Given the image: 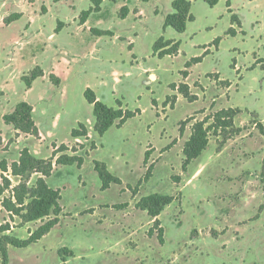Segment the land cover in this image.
<instances>
[{
	"label": "rangeland",
	"instance_id": "374dc122",
	"mask_svg": "<svg viewBox=\"0 0 264 264\" xmlns=\"http://www.w3.org/2000/svg\"><path fill=\"white\" fill-rule=\"evenodd\" d=\"M103 2L102 13L92 17L88 26L125 31L129 22L118 19L115 6L109 0ZM89 6L90 0H0L1 27L5 18L21 15L20 20L0 30V66L6 60L9 64L19 63L15 68L16 73L21 75L32 64H42L49 71H55L60 78L65 77L70 61L76 63L79 59L64 34L58 36L55 33L56 23H69L72 26L69 31L73 30L78 26L80 12ZM143 29L140 42L143 51H146L150 39L154 33H158V19L149 18ZM12 37H16L15 44L9 42ZM235 41L229 38L223 43L224 50L218 62L219 71L226 78L230 77L229 49ZM94 42V38L86 37L82 41V49L97 44L102 51L104 45L109 44L108 39ZM226 45H229L228 50ZM254 48L255 43L252 42L239 46L244 54L238 60L241 65L244 64V72L253 64V61L248 62L251 52L257 51ZM259 49L262 54L263 48ZM121 53L124 54L123 51ZM185 53L188 54V51L185 50ZM254 55L253 59L259 58L257 63L264 67L262 56L256 57V52ZM180 62H175L174 67ZM161 65L169 72L163 76L158 72L159 83L148 85L156 97L147 91L141 92L146 78L137 82L125 79L117 88L128 109L140 108L145 111L140 121L132 120L130 125L133 127L125 129L129 140L126 147L113 143L116 134L114 128L106 133L102 144L95 141L91 122L85 125L91 137L79 141L71 138L62 144L50 139L43 143L32 136L15 132L11 126L0 125V162L10 165L18 160L19 153L26 148L35 157L53 160L54 163L61 156H77L82 159L81 166H84L83 172H80L81 166L55 164L47 183L60 191L58 224L46 236L26 248H15L8 244L7 264H264V135L254 126V122L260 120L255 112L264 118V72L256 68L244 73L241 90L239 93L231 92L230 102L246 111H241L235 117L231 128L217 134L211 131L207 149L183 172L182 150L192 125L221 109L229 108V104H226L228 93L218 92L214 87H224L227 83L217 82L212 85L213 88L207 86L205 89L204 85L209 82L207 77L202 80L204 85L199 80L195 81L191 88L198 97L192 102L178 93L164 96L165 81H177L178 75L172 73L175 72L174 68L170 70L172 65L169 60ZM209 67L210 62H207L198 72L206 71ZM97 69V66L88 64L89 71L97 72ZM18 75L5 83L10 97L2 102L1 108L4 110L1 113L8 109L10 100L12 103L22 101L23 95L30 99L31 95L24 93V84ZM3 79L0 76V83L4 82ZM83 82L86 80L71 83L67 110L71 111L72 119L80 117L91 120V106L77 89ZM47 86L60 94V88L55 90ZM43 88L42 84H38L35 94ZM35 97L31 98L34 103L37 102ZM43 99L40 97L38 103H45L46 99ZM151 100H156L153 112ZM63 106L59 102L55 105V111L60 112ZM38 117H41L40 113ZM156 120L157 123L151 125L153 127L148 133L144 125ZM183 122L186 123L182 125ZM61 126L59 138L66 141L69 124L63 123ZM152 132L153 136L150 135ZM61 145L66 150L55 158L54 154ZM147 150L150 155L147 165H144V152ZM96 152L99 153L98 160L108 163L111 174L121 180L120 185L101 190L93 169ZM122 152L127 161L120 157ZM150 165L153 167L150 178L144 181ZM4 177L10 180V188L0 195V206L3 199L12 198V189L20 183L10 172L0 170V187L3 186ZM37 177V174L29 177V188ZM153 193L176 198L159 217L160 227L164 231L163 245L158 242L156 231L154 235H149L154 229L147 214L135 208L139 199ZM261 206L263 209L259 210ZM53 218L51 215L42 221L25 223L0 207V226L8 227L7 231L0 233L1 240L5 244L8 240L25 241L39 226ZM62 248L73 255L66 253L61 258L58 251Z\"/></svg>",
	"mask_w": 264,
	"mask_h": 264
},
{
	"label": "crops",
	"instance_id": "0c3cea01",
	"mask_svg": "<svg viewBox=\"0 0 264 264\" xmlns=\"http://www.w3.org/2000/svg\"><path fill=\"white\" fill-rule=\"evenodd\" d=\"M172 1L174 0H149L146 3L140 2L139 0H117L116 2L110 1L112 5L115 6V14L119 13L120 8L124 6L127 7L128 9V14L126 18L124 20L121 19L120 20L124 22H129V27L122 32H116L104 28L102 29L97 25L88 26L89 22L92 20V17L100 15L102 13L103 4H104L103 0L100 5V11L98 13H92L87 19V21L84 23V25L79 24L77 17L78 26L76 25V27L73 30L69 31L70 27L72 26L69 23L60 21L63 23V27L60 30V32L56 34L58 36L64 34V37L67 39V42L71 44L72 50L79 59L76 63L70 61V64L68 65L67 74L63 78H60L55 71L53 70L49 71V69L43 66L42 64H34V65L32 64V66L29 67L28 71L24 72L21 75H18L16 73L17 68L15 67L19 66V63L16 65L14 63L9 64L7 60L3 61L1 63L2 65L0 66V76L2 79L4 78L2 80L4 82L0 83V91H1L0 125L9 128L10 125L4 124L2 120L3 116L13 112L16 105L19 104L20 102H26L32 107V119L39 133V137L36 139H38L43 143H47L49 139L55 142L56 144L65 143L72 138L71 131L73 129H76L78 124H83L85 126L86 123L91 122L92 126H94L95 123V119L92 113H91L92 119L88 120L80 117H76L75 119H72L71 111L68 112L67 102L69 101L72 82L77 81L79 79L86 80V82H83L77 88L79 93L83 94L85 89L89 88L94 92L96 99L101 103H103L104 105H106L107 107L116 108L118 107L117 102H120L123 110H130L127 108V105L124 103V98L118 95L117 88L124 83L125 79L131 80L133 82H137L140 80L144 81V78H146V84L145 86L142 87L141 92L147 91V93H150L151 96L156 97L154 91L151 90L148 85L159 83V77L157 75L158 72L160 73V76H163L164 74H167L169 72L167 71L169 69H165L161 65V63L165 60H169L170 64L172 65L170 66V70L174 68L173 70H175V72L172 73H176L178 75V80L172 82L165 81L164 85L166 89L164 96L165 95L169 96L171 95L170 93L173 94L175 93L176 95V93H178L177 86L179 84H185L188 86L190 94L194 96V101H195L196 97H198V94L192 92L193 90L191 88V84L198 80L202 84L203 83L202 80L207 77L206 80H208L209 82H206L205 85L202 84L204 85L205 89H207V86L208 88H213L212 85H216L217 82L227 83V85L224 87H219V86H214V87L218 92L220 91L221 93L224 92L228 93L229 100L226 102V104H229L228 106L229 108H233V109L236 108L241 110L242 112L246 111V110H242L241 106H237L232 102H230L232 98L230 94L233 90L239 93V91L241 90V82L244 78V73L251 72L256 68H259L264 72V67H260L261 63H257V59L259 58L253 59V57L255 56L254 55L255 52H256V57L262 56V58L264 59V0H229V4H230L229 7H227L226 4L227 0H218V3L212 8L209 7L203 0H192L190 13L192 14L194 20L187 24L184 33H177L171 27H167L163 29V23L165 17L173 12L171 7ZM146 7H148V9H146ZM232 16H234L239 21L240 23L239 26L232 23L231 21ZM149 18L158 19L159 29H158V33H154V35L150 39L148 49L146 51H143V47L140 40H141L142 32L144 31L143 28L145 26V22ZM13 23L14 22L8 25L3 24L2 27L0 26V30L6 29L7 27L11 26ZM91 29H96L103 32L109 31L113 34V36H104V35L97 36L91 33ZM229 29H233L235 31V34L233 36L227 34V31ZM25 35L26 34H24L22 38L25 37ZM86 37H90L91 39L94 38L95 39L94 44L105 41V39H108L109 44L104 45L103 48L104 50L102 51H100L101 47L97 44L82 49L81 46L82 41ZM160 37H162L164 41L171 42V44L178 43L179 44L178 51L171 55H164L162 57H159L158 53L153 52L152 47ZM15 38L16 37H12L9 40V42L11 43L13 42L15 44L14 41ZM229 38L236 41L232 45V47H230L231 49H229L231 54V61L229 64L230 77L226 78L220 73L218 62L224 50L223 43H225V41L227 42ZM216 40H218V44L214 46V41ZM248 42L255 43V48H257V51L251 52L250 54L251 62L249 61L248 63H252L253 61V64H250L251 65L250 69L244 72V64L241 65V63L238 60L240 55L244 54L239 49V46ZM226 46L228 50L229 45ZM260 47L263 48L262 54L259 53ZM119 50L121 52L123 51L124 54L120 52L119 55H117V52ZM185 50L188 51V54L185 53ZM195 58H200V61L191 64L189 67H186V64ZM180 60H181L180 64L174 67V63ZM151 61H154V63L152 64ZM207 62H210L209 69L206 71L201 70V73L198 72L199 68L202 67V65H204ZM88 64H93L97 66V68H99L97 69L98 71L97 72L89 71ZM35 67H40V69L43 71L44 76L36 79L32 83L30 89H26L24 85L25 88L24 93H26L27 95L30 93L31 95L30 99H26L28 96H26L25 98V95H23L22 101H16L12 103L10 100V102H8V109L3 113H1V111L4 110V108H1L2 102L4 101V99L10 97V94L7 92V90H5L6 81L10 80L16 75H18L19 80L22 81L21 78ZM182 73H186V76L185 77L182 76ZM51 74L59 79L60 84L58 86H54L49 81V75ZM194 74L195 76H193ZM210 76H212V79L210 78ZM38 84H42L45 88H43V90L41 89V91L38 94H35L36 92L35 88ZM47 85H49L51 88L52 87L55 88V90H58L60 88L61 91L60 94H58V92L56 91H51V89H48ZM171 85H176V88L171 89L170 87ZM104 90H107V93L103 94ZM33 95L34 97L36 96L35 100H37V102L35 101V103L31 99L34 98ZM40 97H44L43 99L44 101L46 99L45 103L44 102L38 103L40 102L39 100ZM138 98L140 99L141 96H138ZM154 101L156 100L150 101L151 111L152 108L154 107L153 105ZM59 102H62L64 104L60 112L55 111L56 108L55 105L58 104ZM90 106L92 110V105ZM229 108H224V109H229ZM136 109L140 110L139 115H137L132 119H129L120 128H117L115 126L111 127L116 129V134L113 137V143L116 144L117 146L118 143H121L123 147H126L125 145L128 143L129 140L127 139L128 135L125 129H129L130 127H133L132 125H130L132 123L131 122L132 120L137 119L140 121V119H142V117L144 116L145 111L143 109L140 108H136ZM134 110H130V111H134ZM38 113L41 114V117H38ZM255 114L257 115V118L260 119L259 121L263 123L262 121H264V118L262 117L260 118L256 112ZM159 120L160 118H158V121ZM63 123L69 124V127H67V134H66L67 140L64 139L66 141H63L62 139L59 138V132L60 130H62L61 125ZM153 123H154L153 126H155L157 120L153 121L149 125L148 124L144 125V129L147 130L148 133H150L151 128L153 127L151 125ZM91 129L93 130L92 132L95 141H98L100 143L103 139H105V137L107 136L106 133L110 130L109 129L108 131H106V133H104L103 136H98L95 133L94 129L93 128ZM14 131L20 133L16 130ZM87 133H88L87 137H91V132H87ZM24 135L32 136L29 134H24ZM150 135L153 136L154 133L152 132V134ZM87 137H79L72 139L79 141L81 139H87ZM97 152L94 154L93 162L97 161L100 164H103L108 170V172L111 174L110 172L111 170L108 163L98 160L99 153ZM60 153L62 152H58V148H57V152L54 154V157L56 158V156ZM120 155L122 159L127 161V159L125 158V154L123 152ZM43 160H47V159H43ZM49 161H51L52 163V167H53L52 172H53L56 161L55 163L53 162V160H49ZM74 165L77 164L59 165V166L73 167ZM83 169L84 166L82 165L79 169L80 172H83ZM94 173L96 172L94 171ZM50 176L48 178H50ZM48 178L45 179L46 183ZM98 182L101 185L100 180H98ZM60 199H61V195H60ZM160 215L158 216V220ZM151 221L153 223V220Z\"/></svg>",
	"mask_w": 264,
	"mask_h": 264
},
{
	"label": "trees",
	"instance_id": "16d2710c",
	"mask_svg": "<svg viewBox=\"0 0 264 264\" xmlns=\"http://www.w3.org/2000/svg\"><path fill=\"white\" fill-rule=\"evenodd\" d=\"M111 2H116L117 0H110ZM140 2L146 3L149 0H139ZM209 7H214L218 0H203ZM102 0H90V7L87 10L81 11L78 16V21L80 25H84L89 16L92 13H98L100 11V5ZM192 0H174L171 3L173 12L168 14L163 23V29L171 27L177 33H184L186 26L189 22L193 21L194 18L190 13ZM227 7L230 6L229 0H227ZM128 14L127 7H122L119 10L118 18L124 20ZM20 14H14L3 20L4 24L8 25L12 22L19 20ZM232 23L240 25L239 21L232 16ZM63 27V23L57 21L55 33H59ZM91 33L97 36H113L109 31H99L96 29H91ZM228 35H234L235 31L229 29L227 31ZM218 44V40L214 41V46ZM168 47V48H167ZM179 44L164 41L160 37L153 45L152 50L154 53H158L159 57L164 55H171L178 51ZM200 61V58L192 59L186 64L189 67L193 63ZM44 76L43 71L40 67H35L28 72L27 75L21 78L26 89H30L32 83ZM182 76H186V73H182ZM49 81L54 85L58 86L60 81L54 75H49ZM171 89H175L176 85H171ZM177 91L186 100L193 101L194 96L189 92V88L185 84H179L177 86ZM85 101L92 105V115L95 119L93 129L98 136H103L106 131H108L112 126L120 128L129 119H132L140 114L139 109L134 111L123 110L120 102H117L118 107L112 108L107 107L100 101L96 99L94 92L87 88L83 93ZM241 113V110L236 108L221 109L211 116L205 117L201 121H197L192 125L191 133L189 138L183 147L184 160L181 165L183 172L187 171L188 166L198 159L201 154L207 149L209 143V133L212 131L217 134L219 132L225 131L233 126V120L235 117ZM4 124L10 125L14 130L34 136L39 137L38 130L32 119V107L26 102H20L16 105L13 112L6 114L2 118ZM186 122H183L184 125ZM254 126L264 135V125L260 121L254 122ZM87 129L83 124H78L76 129L71 131L72 138L87 137ZM183 133V129L180 130ZM66 150L65 146H60L58 152H63ZM149 151L144 153L143 164L147 165L149 158ZM56 164L58 165H73L77 164L79 167L82 164V159L77 156H61L57 158ZM94 171L97 173L98 178L101 182V190L104 191L110 187V185H120L121 181L119 178L113 176L108 172L103 164L97 161L93 162ZM153 167L150 165L145 173L144 181L148 180L151 175ZM0 170L3 173L10 172L11 176L17 178L20 183L12 189V198L3 199L1 206L6 212L11 215L18 216L23 222H36L42 221L49 218L51 215L54 216L53 219L48 220L46 223L39 226L35 232H33L30 237L25 241L18 240H8V243H3L0 237V259L2 264H7V245L10 244L15 248H26L31 244L37 242L42 237L47 235L57 224L58 215L61 212L59 205L60 193L58 190L50 188L45 179L48 178L53 170L52 163L49 160H43L36 158L33 154L29 152L28 149H22L17 161L8 165L6 162H0ZM32 174H37L38 177L31 188L27 186L29 177ZM3 186L0 187V195L10 188V180L6 177L2 178ZM178 181V178H176ZM176 201V198L170 195H163L159 193L149 194L142 197L136 203L135 208L147 213L148 217L153 220V229L149 232V235H154L155 231L157 234L158 242L163 245V228L160 227V220L158 216L163 212V210ZM263 206L259 208L262 210ZM8 230L7 226H0V233H4ZM72 256V252H67L65 248L58 251V255L63 258L65 254ZM63 261V260H62Z\"/></svg>",
	"mask_w": 264,
	"mask_h": 264
}]
</instances>
